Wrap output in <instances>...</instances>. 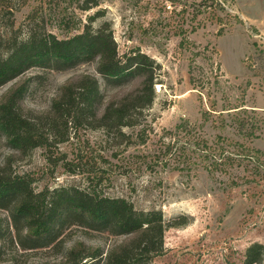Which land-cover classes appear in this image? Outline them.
I'll return each mask as SVG.
<instances>
[{"label": "rangeland", "instance_id": "1", "mask_svg": "<svg viewBox=\"0 0 264 264\" xmlns=\"http://www.w3.org/2000/svg\"><path fill=\"white\" fill-rule=\"evenodd\" d=\"M84 1L0 0V50L5 53L31 34L72 37L99 11L93 27L110 24L120 56L140 50L161 66L154 102L139 126L124 128L130 145L114 146L102 130L70 126L69 141L52 151L54 160L65 156L73 171L62 162L49 165L43 149L33 150L13 171L31 180L37 192L80 189L125 199L139 211H160L167 222L187 216L188 225L165 232L163 251L151 264H243L250 245H264V127L257 139H247L222 113L245 104L264 120V0H222L225 12L205 10L202 0H98V8L82 12L78 6ZM25 74L34 78L25 105L35 111L49 109L60 89L81 74L98 79L105 101L128 88L106 87L94 63ZM20 78L0 87V100ZM142 132L144 144L137 139ZM218 136L259 153L252 152L230 175L208 173L198 161L184 171L178 162L155 163L165 143L180 150L201 141L212 147ZM12 154L0 131V163ZM0 222V264H59L79 244L103 252L88 264H106L108 252L124 240L66 224L49 246L25 249L19 242L24 225L15 227L2 209Z\"/></svg>", "mask_w": 264, "mask_h": 264}, {"label": "trees", "instance_id": "2", "mask_svg": "<svg viewBox=\"0 0 264 264\" xmlns=\"http://www.w3.org/2000/svg\"><path fill=\"white\" fill-rule=\"evenodd\" d=\"M78 7L79 11L89 12L99 7V1L85 0ZM200 7L211 11L226 10L222 0H202ZM101 16L99 11L90 16L88 24L72 37L59 39L53 34L42 37L31 34L26 40L9 46L5 53L0 50V87L21 77L0 100V131L14 153L0 163V209L9 213L15 227L18 223L24 225L26 234L19 242L25 249L49 246L64 225L74 224L90 231L124 237L108 252L106 264H151L152 259L163 251L165 232L188 225L190 219L187 216L167 222L160 211H139L125 199L99 197L80 189L37 192L31 180L13 171L14 164L24 161L35 149L45 151L49 165L62 162L68 171H73L65 156L54 160L52 151L53 147L69 141L70 126L102 130L114 146L132 143L131 135L126 134L124 128L139 126L143 111L152 106L161 66L140 50L120 56L110 24L104 22L96 30L93 27ZM231 17L241 22L237 16ZM13 27L11 22L10 28ZM219 33L221 35L222 30ZM3 37L8 43V36ZM185 41L180 42L181 47ZM85 63L96 65V72L106 87L128 88L112 94L105 101L98 79L81 74L60 89L49 109L35 111L25 105L34 82L32 77L25 78L28 70L62 71ZM223 111L222 115H229L231 128L238 135L257 139L263 131V118L245 104ZM145 138L144 132L137 134L140 144L145 143ZM189 145L180 150L165 143L156 155L158 161L155 163L169 167L178 162L184 167L177 169L184 171L198 161L208 173L230 175L232 170L243 166L245 159L252 158V152L259 153V150L221 136L217 137L213 148L207 141ZM151 165L148 167L154 171ZM232 183L237 185L235 181ZM102 256L103 252L79 244L71 248L59 264H88L99 261ZM243 264H264V245H250Z\"/></svg>", "mask_w": 264, "mask_h": 264}]
</instances>
